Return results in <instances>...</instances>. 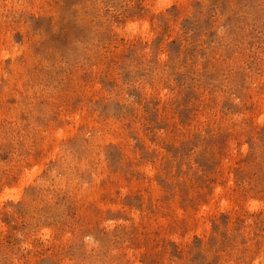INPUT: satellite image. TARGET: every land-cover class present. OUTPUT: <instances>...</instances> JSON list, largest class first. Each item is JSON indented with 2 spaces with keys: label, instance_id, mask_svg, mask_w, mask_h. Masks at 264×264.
<instances>
[{
  "label": "rangeland",
  "instance_id": "374dc122",
  "mask_svg": "<svg viewBox=\"0 0 264 264\" xmlns=\"http://www.w3.org/2000/svg\"><path fill=\"white\" fill-rule=\"evenodd\" d=\"M0 264H264V0H0Z\"/></svg>",
  "mask_w": 264,
  "mask_h": 264
},
{
  "label": "bare ground",
  "instance_id": "6f19581e",
  "mask_svg": "<svg viewBox=\"0 0 264 264\" xmlns=\"http://www.w3.org/2000/svg\"><path fill=\"white\" fill-rule=\"evenodd\" d=\"M256 203V202H255ZM254 205V204H253ZM208 208V207H207Z\"/></svg>",
  "mask_w": 264,
  "mask_h": 264
}]
</instances>
